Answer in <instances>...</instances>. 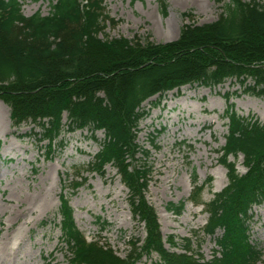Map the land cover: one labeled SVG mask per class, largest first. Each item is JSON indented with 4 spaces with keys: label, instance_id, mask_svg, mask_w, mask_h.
Returning <instances> with one entry per match:
<instances>
[{
    "label": "trees",
    "instance_id": "16d2710c",
    "mask_svg": "<svg viewBox=\"0 0 264 264\" xmlns=\"http://www.w3.org/2000/svg\"><path fill=\"white\" fill-rule=\"evenodd\" d=\"M103 1L55 0L47 14L25 15L20 0H0V99L10 108L12 125L33 123L48 147L64 126L88 129L92 136L102 131L91 170L116 169L132 217L144 224L145 236L121 257L108 243L84 236L60 194L58 226L71 264H133L154 253L157 264H261L263 253L250 239L248 221L252 207L264 202V123L239 115L231 104L224 110L227 133L217 152L227 183L200 202L208 214L201 231L217 245L210 258L193 250L187 237L180 244L173 236L163 239L156 212L144 198L149 169L135 168L132 161L140 149L142 103L154 95L233 78L246 84L250 78L246 90L264 101V4L216 0L222 6L217 19L183 24L176 39L154 42L148 35L144 41L137 35L103 38V29L115 22ZM239 154L242 174L230 160ZM192 180L195 195L209 183L197 185L195 175ZM167 208L179 214L182 203Z\"/></svg>",
    "mask_w": 264,
    "mask_h": 264
},
{
    "label": "rangeland",
    "instance_id": "374dc122",
    "mask_svg": "<svg viewBox=\"0 0 264 264\" xmlns=\"http://www.w3.org/2000/svg\"><path fill=\"white\" fill-rule=\"evenodd\" d=\"M54 1L20 3L30 15L47 14ZM103 5L115 21L103 29V38L137 35L144 41L148 35L154 42L176 39L183 24L214 21L222 7L216 0H104ZM184 12L191 16L184 17ZM248 85L250 78L246 84L233 78L218 86L184 85L150 97L141 107L146 113L138 124L140 149L132 166L149 169L144 198L156 212L163 239L173 236L180 244L187 237L205 258L216 245L201 232L208 215L200 202L209 201L227 183L217 152L227 133L224 110L231 104L239 115L264 123V101L247 91ZM65 121L64 113L63 125ZM39 131L31 122L13 126L10 108L0 99V264H71L58 226L60 194L68 199L74 221L88 240L108 243L125 256L132 242L145 236V228L131 215L127 188L116 169L106 165L100 172L91 170L103 132L92 136L88 129L68 131L64 126L48 147ZM230 160L239 173L246 171L241 154ZM193 175L197 185L209 180L198 195ZM170 202L182 203L179 214L167 208ZM248 230L264 264V202L252 207ZM157 262L154 253L133 264Z\"/></svg>",
    "mask_w": 264,
    "mask_h": 264
}]
</instances>
